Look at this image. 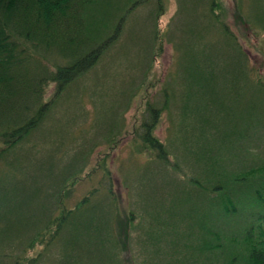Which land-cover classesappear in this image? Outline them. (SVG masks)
<instances>
[{"label": "rangeland", "instance_id": "374dc122", "mask_svg": "<svg viewBox=\"0 0 264 264\" xmlns=\"http://www.w3.org/2000/svg\"><path fill=\"white\" fill-rule=\"evenodd\" d=\"M215 2L87 4L94 33L128 17L88 72L49 85L45 103L59 98L43 124L2 159L0 264H106L102 250L111 264L257 260L243 233L264 229V0ZM155 109L167 160L141 140ZM87 195L76 233L48 244ZM37 231L48 245L26 249Z\"/></svg>", "mask_w": 264, "mask_h": 264}, {"label": "trees", "instance_id": "16d2710c", "mask_svg": "<svg viewBox=\"0 0 264 264\" xmlns=\"http://www.w3.org/2000/svg\"><path fill=\"white\" fill-rule=\"evenodd\" d=\"M93 1L0 0V142L5 145L0 151V172L5 169L1 164L2 159L43 124L59 98L57 96L49 105L45 103L49 85L58 83L57 93L62 88L66 89L88 72L105 50L119 38L128 13L123 11L113 24L103 19L101 23H105L104 29L100 28L101 31L99 29L94 33L87 26L98 20L96 17L95 20H89L85 14L87 4H93ZM211 5L217 6L215 0H211L210 7ZM89 33H94L95 36ZM251 75L249 71L248 80ZM251 85L261 86V83L256 81ZM165 91L163 105L164 108H169L171 97L167 89ZM158 112L159 110H153L150 118L154 119L144 122L141 140L148 149L156 151L159 158L164 156L167 160L163 146L152 136ZM11 165L12 158L6 163V170ZM261 189L263 188H257L255 192ZM255 201L261 208V216L255 217V220L264 225V202L257 201L256 197ZM92 204L87 195L72 209L63 210L55 221L56 227L50 233L48 244L52 239L57 241L63 235L66 236L67 244L68 233H76L74 226L85 219L84 213ZM250 229L249 232V229L244 231L243 237L251 251L257 255V260L252 263L264 264V229L257 236H253L252 227ZM40 237L37 231L26 249L42 243ZM105 240L106 236L99 242L101 250V243ZM43 244L45 247L48 245ZM56 244L58 243L55 242ZM102 251L110 258L105 263H113L111 254L106 250ZM77 253L86 256L81 251ZM20 258H15L13 263L23 264L19 261Z\"/></svg>", "mask_w": 264, "mask_h": 264}]
</instances>
